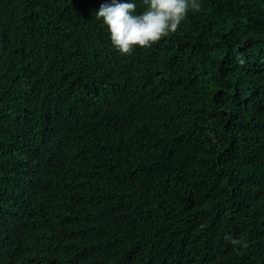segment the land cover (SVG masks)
Instances as JSON below:
<instances>
[{
    "label": "trees",
    "instance_id": "obj_1",
    "mask_svg": "<svg viewBox=\"0 0 264 264\" xmlns=\"http://www.w3.org/2000/svg\"><path fill=\"white\" fill-rule=\"evenodd\" d=\"M104 2L0 0V264H264V0L128 55Z\"/></svg>",
    "mask_w": 264,
    "mask_h": 264
},
{
    "label": "clouds",
    "instance_id": "obj_2",
    "mask_svg": "<svg viewBox=\"0 0 264 264\" xmlns=\"http://www.w3.org/2000/svg\"><path fill=\"white\" fill-rule=\"evenodd\" d=\"M200 7L201 0H146L144 10L137 12L136 0H105L95 14L106 27L112 47L128 55L175 33L189 12H198ZM230 242L248 246L232 238Z\"/></svg>",
    "mask_w": 264,
    "mask_h": 264
}]
</instances>
